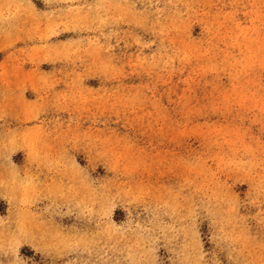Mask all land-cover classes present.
<instances>
[{
	"label": "rangeland",
	"instance_id": "obj_1",
	"mask_svg": "<svg viewBox=\"0 0 264 264\" xmlns=\"http://www.w3.org/2000/svg\"><path fill=\"white\" fill-rule=\"evenodd\" d=\"M0 264H264V0H0Z\"/></svg>",
	"mask_w": 264,
	"mask_h": 264
}]
</instances>
